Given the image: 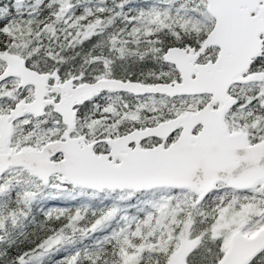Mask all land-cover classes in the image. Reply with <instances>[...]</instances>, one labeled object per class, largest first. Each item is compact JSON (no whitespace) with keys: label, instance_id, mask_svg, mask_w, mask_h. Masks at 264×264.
I'll return each instance as SVG.
<instances>
[{"label":"snow or ice","instance_id":"6c2138e0","mask_svg":"<svg viewBox=\"0 0 264 264\" xmlns=\"http://www.w3.org/2000/svg\"><path fill=\"white\" fill-rule=\"evenodd\" d=\"M0 264H264V0H0Z\"/></svg>","mask_w":264,"mask_h":264},{"label":"trees","instance_id":"16d2710c","mask_svg":"<svg viewBox=\"0 0 264 264\" xmlns=\"http://www.w3.org/2000/svg\"><path fill=\"white\" fill-rule=\"evenodd\" d=\"M49 205H59V206H65V205L63 204V202H61L60 204H56V203H50Z\"/></svg>","mask_w":264,"mask_h":264},{"label":"rangeland","instance_id":"374dc122","mask_svg":"<svg viewBox=\"0 0 264 264\" xmlns=\"http://www.w3.org/2000/svg\"><path fill=\"white\" fill-rule=\"evenodd\" d=\"M50 207H55V206H59V205H49Z\"/></svg>","mask_w":264,"mask_h":264}]
</instances>
